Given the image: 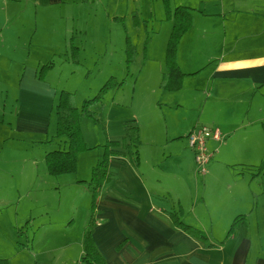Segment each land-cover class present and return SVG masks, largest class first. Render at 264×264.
<instances>
[{"label":"crops","instance_id":"crops-1","mask_svg":"<svg viewBox=\"0 0 264 264\" xmlns=\"http://www.w3.org/2000/svg\"><path fill=\"white\" fill-rule=\"evenodd\" d=\"M96 2L33 0L34 13L47 19L55 16L53 9L59 5L79 4L86 8ZM131 2L128 11L134 16L135 0ZM171 6L188 9L192 18V26L181 37L176 50V64L185 75L180 89L158 94L165 55L161 49L149 53L147 45L146 63L138 71L134 84L139 90L129 96L124 117L110 118L115 110L123 109L116 103L120 89L104 96L111 95L106 118L103 119L105 100L91 108L95 115L102 113L99 122L107 140L120 143L119 152H125L127 144L125 127H136L140 141L137 169L127 157L109 160L110 176L99 191L94 213V249L103 264H264V0H169L170 11ZM38 9L42 15L37 13ZM19 12L15 9L10 17L7 15L16 20V29L10 32L13 40L10 52L0 58L6 67L2 74L5 81L17 82V110L14 124L9 125L13 135L4 138L5 128H0L3 131L0 141L16 140L18 135L31 147L38 142L48 148L37 159L23 158V164L27 163L31 170V178L16 192H53L58 201L52 203L54 195L49 193L51 204L42 203L40 216H31L26 226L35 229L31 230L35 236H31L27 247L18 241L20 245L9 264H87L82 261L83 231L89 221L91 203L86 183L98 159L97 155L81 153L76 158L75 173L56 177L47 173L44 156L67 149L65 139L54 138L53 130L50 134L58 93L65 90L74 95L77 109L86 97L80 96L77 89L66 87L68 83H59L57 77L61 76L57 75V69L77 70L86 67L89 60L104 62L112 72H117L125 59L120 46L113 44L110 29L119 28L115 19L121 18L125 29L127 18L105 15L101 44L98 48H87L81 44V39L87 36L86 28L81 25L94 23L93 12L64 13L69 24L59 31L48 29L40 34L51 36L45 49L51 52L49 57L54 61L44 81H39L36 76L39 54L35 55L34 65H27L31 63V40L37 30L33 33L27 28L22 30V23L19 28L18 20L23 17ZM124 15L127 16V11ZM57 35H60L58 40ZM25 36L30 38L29 45L23 39ZM70 38L72 46L79 51L75 67L69 59ZM33 47L42 48L38 44ZM24 66L21 72L19 68ZM69 73L75 72L69 70ZM107 76L116 77L113 73ZM200 127L218 130L222 140L207 142L212 158L203 175L206 178L198 200V190L192 187L195 162L187 136ZM84 140L87 147L92 146L85 137ZM168 178L172 185L164 190ZM40 179L47 184L45 189L40 186ZM62 188L68 196L59 199ZM184 200L190 203L188 209L184 207ZM178 209L182 211L184 223V215L193 216L200 210L206 225L217 226L216 235L213 231L211 237L204 233L213 245L223 241L236 217L243 216L245 224L223 246L209 248L172 225L168 213ZM28 227L17 237L29 240Z\"/></svg>","mask_w":264,"mask_h":264},{"label":"rangeland","instance_id":"rangeland-1","mask_svg":"<svg viewBox=\"0 0 264 264\" xmlns=\"http://www.w3.org/2000/svg\"><path fill=\"white\" fill-rule=\"evenodd\" d=\"M16 1L17 2L12 3L9 0L7 3H4L2 0H0V58H2L4 55H7L10 52V44L13 43L12 37L10 36L11 35L10 32L16 29V26L14 25V22L16 20L12 18H8L7 15L10 17L12 12H15V9H17L18 12L21 11L22 12L21 14L23 15V17L21 16V20L20 21L18 20L19 23L18 27L20 28V24L22 23V30L24 28L25 29L27 28L30 30V33H33L35 30H37V35H35L33 37V40H31L32 47L30 50L32 51V55H31L32 59L29 58V62L31 63L27 65H31V64L34 65L35 62L33 60L35 59L36 54H39L38 58H36L39 59L40 61L39 66L54 61L52 60L51 57H49L51 52L45 49L48 41L51 39V36L50 35L40 36V34L41 32H43L42 34H44L48 29H51L55 32L59 31L63 29L65 25L69 24L68 20L64 16V13L74 12L77 10L93 12L94 15L93 24L89 23V26H86L81 23L82 24L81 26L85 27L87 30V36L86 38H84V40L81 39V44L87 48H91L92 46H95L94 48H98L99 45L101 44L102 39L100 33L101 31H104L106 27L104 23L105 15L114 14V15H118L119 17L127 18L126 19L127 24L125 29H123L124 24L119 23V28L114 27L116 29H110V31L112 35L111 37L113 44L115 46L118 45V47L120 46V50L121 52L123 51L124 54V59H126L124 52L125 50L124 33L126 30L127 35L129 36V39L131 41V44L134 46L136 50L134 64L131 67V69L129 68L130 70L127 71L125 67L126 65L125 63H123L122 65L120 64L121 66L119 67L117 72H115V70L114 72H112L113 70H110L105 65L104 62L95 61L94 63L89 60L85 63L86 67L84 66L79 67L77 70H74L72 67H69V69L67 70L65 67L57 69L58 71L56 70L57 75L60 74L61 76V77H57L58 81L60 80L59 83L62 84V81L63 84L65 85L68 83V86L66 87H70V89H77L78 94H80V96L83 97L86 96L84 98L85 100L92 99L96 95L100 87L103 86L105 81H107L110 77H112L107 75H111L113 73L114 75L113 77L115 76L117 77V78L115 77V79H117L116 81L118 82L124 81V84L122 85V87L118 92L119 97H117V102L115 101L117 104L119 105L121 104L122 106L121 108L123 109L117 108L118 111L115 110L113 113H111L110 118L114 117L113 119L117 118L118 115H123L124 117V112L126 111L125 109L129 108L127 106L129 104V96H131L132 92L134 91L137 94L139 90V86L136 87L134 86V84L137 83V78L138 75L140 74V72L138 73V71L141 70L143 68V65L146 63V61H143L144 42L148 40L146 47L147 45H149L148 46L149 53L153 54L152 52H159V50L161 49L162 51H164V55H165L166 46L173 25L172 21L165 20L166 16H165V10H164L165 8H164L163 0H135L133 10H135L137 16V21L139 23L138 26L133 25L134 22L133 15L132 13L130 14L128 11V9L132 7L131 0H97L95 5L92 6L89 5L86 8H83L79 4L59 5L53 9V11L55 12L54 13L55 16L49 17V19L40 17L39 12L40 13L42 12L41 9L37 10L39 16L36 13H34L35 8H34L33 0H16ZM116 6L119 7L117 10L115 9ZM171 7H172L171 11H173L175 8L173 6ZM124 11H127V16L124 15ZM84 23H85V19H84ZM139 27H141V29H138ZM58 37H60V35H57L56 40H58ZM23 39L26 45H29V41H30L29 36H25L23 37ZM72 41L73 40H71L70 38L69 45L72 44ZM35 44L41 45L42 48L33 47ZM146 54H145V58H146ZM72 65L73 67H75L74 65L76 64L72 63ZM24 68L25 66L22 69L19 68V70L23 72ZM5 69L6 67L4 66V63L0 62V126H1L0 128H5L4 129L5 134L3 137L7 138L13 135V131H9L10 129L9 125L14 124V120L16 116L17 108L15 103V99H16L15 97L17 92V82L16 80L15 82L5 81V78L2 75ZM69 70H72L75 73L70 74ZM163 70H164L163 72L164 74L166 72L165 64ZM163 74L161 75V78ZM139 81L141 83L142 79H140ZM160 81L158 83V86H160ZM81 88H87V89H81ZM61 91L62 90H60V92ZM156 91H157V86H156ZM161 91L162 90L158 87V91H157L159 92L158 94H160ZM87 95H89L88 98ZM106 97L107 98L103 97V100L101 102V104H103V101L105 100V104H106V110L103 113V119L107 117L108 109L111 106L110 104L111 95H108ZM158 99L162 100V98H158ZM73 104L75 105L74 95H73ZM98 117H102V113H100L99 115L97 114L95 115V118L98 120V123H94L93 120L87 118H83L80 121V130H81L83 142L85 141L84 140L85 137L88 145H92L91 147L89 146L87 147L85 145L88 150L83 153H90L89 155H92L94 157L95 155H97V159H98L97 162L101 159L103 155L102 146H104L106 141H108L106 138L104 128H102V125L99 122ZM51 128L52 129L50 131V134L52 133L53 130V137H54L55 118L53 112H52ZM0 133H3V131H0ZM16 136H17L16 140L15 139L6 140V143L0 141V260H8V262H11L10 260L12 259V257H14L15 251L18 250V247L21 243L22 245L27 247V245L29 246L31 236L33 237L35 236V234H33L35 229L33 230L32 227H28L26 225L29 219L31 218V216L32 218H37L40 216V214L42 213V211H40L41 209L40 207L43 205L42 203L45 202L47 204H51L49 202L50 201L49 193H52L54 195L53 196L54 200L52 203L58 201L57 195L54 194L53 192H43V191L27 192L23 190V191H19V194H17L16 189H20V187L24 188L23 186L24 183L27 182L28 178H31V170L27 163H25V165L23 164V160H24L23 158L24 157L31 158V156H34V158L37 159V155H42L43 152L41 151L46 150L48 148L47 147L44 148L38 142H35L34 147H31L29 144L25 143L18 135ZM76 168H77V164H76ZM80 169L83 171L82 167ZM207 169L208 167L206 168V171ZM203 178H204L203 175L197 173L196 165H195L194 176L192 179V187L198 190V200H200L203 181L205 180L206 177L204 179ZM40 181H42V179H40ZM49 184L55 185V183L52 182H50ZM171 185H172V181L168 178L164 190L170 188ZM40 186L42 187V189H45V187H47V184L44 181H42ZM61 191H62V195H60L59 199L66 198L68 196L67 191L63 192V188L61 189ZM20 193L22 194L20 195ZM189 205H190L189 201L184 202V207L186 209H188ZM32 207H34V210ZM186 211L189 212L188 210ZM52 213L54 214V212ZM187 214L188 215H184L182 217L185 223L199 228L200 231H202L203 233H205L210 237L212 236L211 235L212 231L214 235L219 233V229L217 228V226L211 227L209 225H206V223H204L200 210H196L193 216L190 213ZM25 227H28L26 232H28L27 234L29 240H27L26 238L21 239L20 236L17 237L19 232L24 231L26 229ZM31 230H33V232H31ZM26 232H22V233H26ZM18 241H20L19 242L20 244L18 243ZM23 253L27 254L28 251ZM52 255L54 254L52 253ZM21 261L22 260L19 258V262Z\"/></svg>","mask_w":264,"mask_h":264},{"label":"trees","instance_id":"trees-1","mask_svg":"<svg viewBox=\"0 0 264 264\" xmlns=\"http://www.w3.org/2000/svg\"><path fill=\"white\" fill-rule=\"evenodd\" d=\"M82 2L85 3L87 0H82ZM163 3L166 16L165 20L172 21L173 25L165 50L166 72L161 78L159 88L164 92H176L180 89L181 81L185 77V75L180 72L175 61L177 45L181 37L191 28L192 18L188 9L178 7L173 11H170L169 0H163ZM133 19V25L138 26L139 23L137 21V16L134 15ZM115 21L124 24V20L122 18L115 19ZM124 34V52L126 58L125 67L128 71L134 63L136 50L131 44L126 30ZM147 42L148 40H146L143 44V61H145ZM78 53V49L70 44L69 59L71 63L76 65L78 64ZM52 66V62L40 66L37 70V79L39 81H44L47 72L52 68ZM123 84L124 81L117 82L114 78H109L92 99L83 101L80 109H77L73 104L72 94L65 91L59 92L55 105L52 109L55 118L54 138L65 139L67 149L51 151L44 156L45 167L49 176L56 177L75 173L77 155L88 150L81 135V119L87 118L93 120L94 123H98V120L95 118V114L91 111V108L97 104H101L103 97L108 92L119 90ZM124 140L127 143L125 146V152L118 151L120 147L119 142L106 141L104 146H102L103 155L93 166L90 179L86 183L91 195V203L89 221L83 231L84 256L82 261L87 264H103L101 258L94 249L92 234L95 228L94 213L96 210L97 197L101 187L108 181L110 176L108 172L109 160L112 157H127L133 168L137 169L139 166L138 147L140 145V141L138 129L136 127H125ZM181 216L182 211L180 209L176 212L168 213V217L175 228L180 229L196 240L205 243L209 248L223 246L235 235L237 229L242 224H245L243 216L236 217L230 225L223 241L213 245L208 242L207 236L202 231L185 224L181 220ZM0 264H9V262L8 260H0Z\"/></svg>","mask_w":264,"mask_h":264},{"label":"built area","instance_id":"built-area-1","mask_svg":"<svg viewBox=\"0 0 264 264\" xmlns=\"http://www.w3.org/2000/svg\"><path fill=\"white\" fill-rule=\"evenodd\" d=\"M222 136L218 130L206 127L196 128L187 136V144L193 152L197 173L205 175L206 168L212 158L207 150V142H221Z\"/></svg>","mask_w":264,"mask_h":264}]
</instances>
